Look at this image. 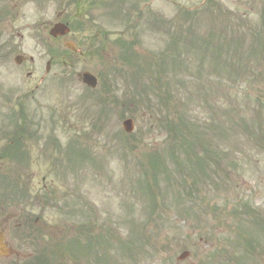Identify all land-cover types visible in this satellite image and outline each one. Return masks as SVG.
<instances>
[{"label":"rangeland","instance_id":"obj_1","mask_svg":"<svg viewBox=\"0 0 264 264\" xmlns=\"http://www.w3.org/2000/svg\"><path fill=\"white\" fill-rule=\"evenodd\" d=\"M4 2L13 9L11 15L0 20V92L11 96V103L6 105L0 96V122L14 116L16 99L22 102L29 98L24 99L25 106L35 114L34 122L40 116L48 118L54 110V121L58 123L55 132L62 149L77 139L80 143H73L71 154L77 159L85 154V161L71 167L80 184L76 190L78 199L71 204L80 205L75 213H86L98 229L90 230L86 239L81 238L85 243L90 237V252L84 246L70 249L65 256L61 245L66 240H62L64 235L58 227L45 243L60 244L64 264L73 260L76 264H99L94 260L97 253L107 255L101 257L103 264H264V44L252 45L254 41L243 34H247L248 24L252 29L264 23L260 16L264 0H215L218 9L212 11L200 7L204 0H156L157 14L163 21L171 19V27H184L180 42L183 63L174 65L175 72L168 75L174 105L187 119L196 117L203 126L202 132L192 133L188 139H171L175 142L173 158L167 148L166 131L156 125L148 112L142 114L150 91L132 94L137 76L117 79V87L105 96L100 92L101 79L90 92L77 76L83 70L99 76L104 68L101 62L78 60L69 69L70 79L61 82L58 74L68 70L62 63L52 62L45 72L47 47L56 51L63 48L62 41L46 38V26L72 15L64 0H2L0 4ZM176 3L188 10L200 7L197 12H201L194 16L197 12L192 11V16L184 18L177 12ZM238 21L244 29L237 26ZM188 25L187 41L184 32ZM221 30L233 34L238 43L241 39L243 52L239 54L241 59L246 58V68L231 66L230 59L225 60L229 58L225 52L234 45H228L225 58L217 63L208 53L201 57L198 45L213 44L212 38L207 42L202 38H209L210 32L218 37ZM153 32L140 35L139 49L144 54H158L168 44L166 31ZM261 32L264 33L263 28ZM6 39L13 44L9 45V54H5L6 47L1 48ZM17 53L25 57L20 67L13 61ZM235 57L238 55L234 52ZM124 68L130 72V67ZM132 95L133 101L126 102ZM120 113L133 120L134 129L129 134L122 130L125 118L119 117ZM51 132L48 126L41 134L46 137ZM123 134L128 136L124 146L120 142ZM149 154L164 156L165 172L151 167ZM195 156L203 159L196 163ZM46 163L39 168L47 169ZM175 166L182 171L178 172ZM4 168L17 169L13 162ZM195 186L196 191H190ZM185 191L192 194L186 195ZM86 199L90 205L87 208ZM240 199L248 200L255 208L250 214L256 212L261 218V229L237 224L246 220L241 221L234 209ZM254 236L259 239L254 242L260 249H254L252 254L244 242L252 241ZM110 240L114 242L105 250ZM182 251H189V256L177 261ZM52 258V264H60Z\"/></svg>","mask_w":264,"mask_h":264},{"label":"flooded vegetation","instance_id":"obj_2","mask_svg":"<svg viewBox=\"0 0 264 264\" xmlns=\"http://www.w3.org/2000/svg\"><path fill=\"white\" fill-rule=\"evenodd\" d=\"M24 1L20 0L21 3ZM64 1L72 15L56 20L45 29L47 39L58 43L62 41L63 45L60 51L47 47L49 67L52 62L68 67V70L58 74V82H61L70 79L69 69L76 61L83 60L90 64L101 62L104 68L99 76L90 70H83L77 76L81 82L82 73H90L96 80V87L101 79L100 92L110 96L113 88L117 87V79L124 77L125 53L143 55L142 62L148 60L147 54L139 49V39L141 34L154 33L153 30L163 20L157 14L156 0ZM245 2L252 3L255 0ZM12 9L13 6L6 16L11 15ZM260 16L264 17V7ZM57 23L66 24L69 31L62 35H50V29ZM9 45L13 44L7 39L4 42L7 48L5 54L12 50ZM18 55L21 54H15L13 61L20 67L25 57L21 55L17 61ZM29 60L33 62L32 58ZM0 96L6 105L11 103L10 95L0 92ZM24 99L22 102L16 99L14 103L19 113V122L11 120L10 116L7 122H0V247L3 253L0 254V264H48L52 256L64 264L62 254L66 256L70 249H81L84 243L81 238L86 239L90 230L97 232L98 229V224L92 223L86 213L83 216L75 213L80 205L71 204L78 199L77 184L80 186L76 180V171L71 167L73 163L82 162L85 154L78 159L75 154H71L73 143H80L77 139H72L62 149L63 145L55 132L58 123L54 121V110L48 118L40 116L39 121L34 122L35 114L25 106ZM11 107L14 108L13 105ZM48 126L52 130L51 135L43 137L41 132ZM11 162L16 164L17 169L4 168L6 163ZM45 162L48 168L40 169V164ZM61 186L65 188L60 189ZM84 205L85 208L90 207L89 199L85 200ZM62 213L64 217H60ZM57 229L64 235L62 240H66L61 245L63 253L60 244L55 242L49 246L45 243L57 233ZM71 264L76 262L73 260Z\"/></svg>","mask_w":264,"mask_h":264},{"label":"trees","instance_id":"obj_3","mask_svg":"<svg viewBox=\"0 0 264 264\" xmlns=\"http://www.w3.org/2000/svg\"><path fill=\"white\" fill-rule=\"evenodd\" d=\"M218 9L215 5L214 0H208L206 4L204 5L203 9L208 10V9ZM197 10L194 11L196 13ZM198 14V12L196 13ZM222 27L225 28V26L222 25ZM229 30V28H228ZM222 31V30H221ZM189 33H190V26H189ZM230 32L222 31L219 32V36L215 37L216 33H209V38L204 37L202 40L206 41L210 40L212 38V43L211 45H198V50L200 52V55L202 58H204L207 53L210 54L213 59L216 61H219L223 57L224 51H226L229 46L228 45H234L233 49L230 48L229 52L227 53L229 58H225V60L230 59V65L235 66L237 65L239 68H246V63L244 60L246 58H242V55H240V45L241 44V39L240 42L238 43V39L233 36V34H229ZM253 39L257 40L258 43H264V37L261 36L260 32L254 31L252 32ZM189 38V36H188ZM176 40V39H175ZM260 41V42H259ZM176 46L177 45H169V52H167V49L161 52L155 62H154V71L150 68V66L147 63H144L141 59V55H137L134 52L132 53H125L124 55V60L127 64L135 68V71L130 74V76L135 77L137 76L138 81L144 80V77L148 78V80H152V96H148L146 99V105L144 110L148 112V114L151 117H154L156 121V125L160 127V129L166 131L167 133V148L169 151L170 156L173 158L175 154V149L173 148L174 143L178 140L180 141L181 139H188L189 136L193 135L192 133L199 134V132H202L203 126L200 122L197 121L196 117H190L187 119L186 115L183 114L180 110V112L177 111V106L174 105L175 101V96L173 95V88H170V79H168L169 72L167 69L164 67V58L168 57L172 61V63H175V60L180 56L178 52L176 51ZM228 46V47H227ZM227 47V48H226ZM253 47V46H252ZM254 50V48L252 49ZM167 52V53H166ZM234 52L237 53L238 58L234 56ZM250 55V54H249ZM218 58V59H217ZM174 64L171 65L172 72L174 71ZM215 71V69L213 70ZM150 72L153 74H150ZM171 72V71H170ZM137 74V75H136ZM151 75V77H150ZM140 79V80H139ZM201 83V82H200ZM135 90L140 91V89H146V85L142 87L141 82L140 86L136 88V84H134ZM172 90V91H171ZM133 99L130 97L129 101H132ZM128 101V102H129ZM164 112V114H163ZM174 139L175 142L171 141V139ZM190 160V158H188ZM200 159H203L201 157L195 156L194 162H198ZM148 163L151 165V167L154 168V170H161L165 172L164 164L165 163V158L164 156L160 154H149L148 155ZM191 161V160H190ZM191 167H194L193 164H191ZM176 170L178 172H181L182 170L178 167L175 166ZM184 181V179L182 178ZM190 191H196V186L195 189L190 188ZM185 194L190 195L192 193L185 191ZM196 196V193H194ZM238 206H235L234 209L237 210V212L240 215L241 221L246 218V220L242 222H238L237 224H241L242 227H254V226H259L261 229V226H263V222L261 218L257 215L255 212L253 215L250 214L251 211H256L254 210L255 208L251 206V203H249L248 200L246 199H240L239 200ZM257 209V207H256ZM247 216V217H246ZM258 237L254 236V239L252 241H249L248 239L245 240V246L248 251H252V254L254 253V249H260L256 245V242L258 241ZM248 253V252H247ZM246 253V256H247Z\"/></svg>","mask_w":264,"mask_h":264},{"label":"water","instance_id":"obj_4","mask_svg":"<svg viewBox=\"0 0 264 264\" xmlns=\"http://www.w3.org/2000/svg\"><path fill=\"white\" fill-rule=\"evenodd\" d=\"M67 32H68V27L65 24L57 23V24L53 25V27L50 29L49 34L52 36H56L58 34L59 35L65 34ZM20 59H21V56L16 57L17 61H19ZM83 82L86 83L87 85H89L90 87H95V85H96L95 78L87 72H85L83 74ZM123 127H124L126 132H130L133 129L132 121L130 119L125 120L123 122ZM0 253H2L1 249H0ZM188 255H189L188 251H183L177 257V259L178 260L185 259Z\"/></svg>","mask_w":264,"mask_h":264}]
</instances>
